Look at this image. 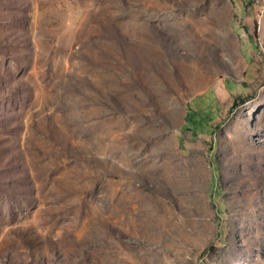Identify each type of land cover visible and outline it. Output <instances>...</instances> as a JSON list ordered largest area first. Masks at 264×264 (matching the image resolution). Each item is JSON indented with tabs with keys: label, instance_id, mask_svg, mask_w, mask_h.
I'll return each mask as SVG.
<instances>
[{
	"label": "rangeland",
	"instance_id": "1",
	"mask_svg": "<svg viewBox=\"0 0 264 264\" xmlns=\"http://www.w3.org/2000/svg\"><path fill=\"white\" fill-rule=\"evenodd\" d=\"M0 264H264V0H0Z\"/></svg>",
	"mask_w": 264,
	"mask_h": 264
},
{
	"label": "trees",
	"instance_id": "2",
	"mask_svg": "<svg viewBox=\"0 0 264 264\" xmlns=\"http://www.w3.org/2000/svg\"><path fill=\"white\" fill-rule=\"evenodd\" d=\"M239 100H241V99H239ZM236 106H238L237 100H235L234 104L230 107V110H229L230 113H232L235 110Z\"/></svg>",
	"mask_w": 264,
	"mask_h": 264
}]
</instances>
